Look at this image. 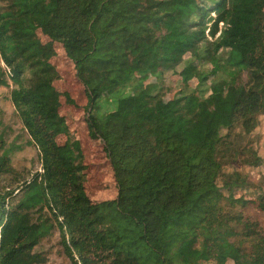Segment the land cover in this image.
Returning a JSON list of instances; mask_svg holds the SVG:
<instances>
[{"label": "trees", "instance_id": "1", "mask_svg": "<svg viewBox=\"0 0 264 264\" xmlns=\"http://www.w3.org/2000/svg\"><path fill=\"white\" fill-rule=\"evenodd\" d=\"M60 51L113 200L87 194L86 156L62 114L78 105L56 87ZM0 56L42 156L19 193L0 186V264H47L54 230L71 264H264V186L234 166L263 164L264 0H0ZM166 73L184 83L170 98L154 90ZM114 94L116 109L95 114ZM14 173L2 155L0 179Z\"/></svg>", "mask_w": 264, "mask_h": 264}, {"label": "rangeland", "instance_id": "2", "mask_svg": "<svg viewBox=\"0 0 264 264\" xmlns=\"http://www.w3.org/2000/svg\"><path fill=\"white\" fill-rule=\"evenodd\" d=\"M220 27L222 29L223 25L221 24ZM58 61L60 63V78L56 82V87L60 91L69 92L78 105L77 107H70L64 102L62 114L73 125L72 133L81 142L86 156L88 169L85 187L87 194L95 202L113 200L117 198L118 194L115 176L105 153L99 146L100 142L91 140L86 123L83 122V118L88 115V101L77 78L75 66L69 61L63 51H60ZM0 78H4L7 81V85L0 88V157L8 154L11 157L12 167L15 169L13 175L4 176L0 179V186L4 189L7 188V190H15L17 194L20 192L19 187L22 186L23 182L31 181L37 174L42 173V156L39 149L31 143L18 111L12 102L11 93L15 85L10 79V72L1 56ZM161 79L155 80L154 90L165 88L168 98L184 89L181 77L174 73H166ZM144 83L147 87L153 85V81L149 77L144 78ZM182 95V93L179 94V96ZM117 100L118 97L115 94L113 97L104 98L101 100L95 114L102 117L106 112L115 110ZM59 141L64 143L65 138H60ZM255 146L263 159L261 167L255 168L243 164L234 166L237 172L247 175L249 178L250 174H252L251 182L254 179L253 183L264 186V179L260 177V175L262 177L264 175V116L261 117L259 127L256 130ZM257 179H261L260 182H256ZM261 189L263 188L259 187L256 192L262 191ZM252 192L255 191L252 190ZM251 212L253 213L254 210H251ZM40 250L45 251L49 255L47 264H71L61 244V236L58 230H54L53 235L43 243Z\"/></svg>", "mask_w": 264, "mask_h": 264}]
</instances>
